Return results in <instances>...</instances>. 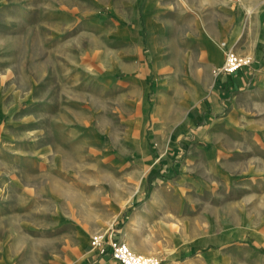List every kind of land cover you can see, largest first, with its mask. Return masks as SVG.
<instances>
[{"label": "rangeland", "instance_id": "obj_1", "mask_svg": "<svg viewBox=\"0 0 264 264\" xmlns=\"http://www.w3.org/2000/svg\"><path fill=\"white\" fill-rule=\"evenodd\" d=\"M259 12L264 0H0V264H121L90 244L111 228L160 264H264L263 141L246 132L212 169L182 170L186 141L154 176L213 94L221 43ZM175 180L178 204L155 196Z\"/></svg>", "mask_w": 264, "mask_h": 264}, {"label": "crops", "instance_id": "obj_2", "mask_svg": "<svg viewBox=\"0 0 264 264\" xmlns=\"http://www.w3.org/2000/svg\"><path fill=\"white\" fill-rule=\"evenodd\" d=\"M207 34L219 43L216 37ZM238 34L231 33L228 40L235 45L237 52L253 55V63L233 73L221 72L214 79L213 94L190 105L187 111L190 124L186 120L189 129L172 133L166 155L159 156L161 159L157 169H154L155 177L175 172L178 161L174 162L168 153L177 158L180 156L177 153L181 151V143L186 141L188 158L182 170L212 169L211 165L216 163L211 158L213 151L219 153L220 150H227L229 142H244L245 136H248L246 132H250L252 140L264 142V134L261 133L264 129V13L259 12L252 17L250 31L247 28L245 35ZM223 61L224 55L221 63ZM179 183V180L162 183L156 188L155 196H171L178 204L179 191L184 189V183ZM118 231L114 229L115 236L127 242ZM126 238L129 239L128 236ZM104 255L112 259L110 254Z\"/></svg>", "mask_w": 264, "mask_h": 264}, {"label": "built area", "instance_id": "obj_3", "mask_svg": "<svg viewBox=\"0 0 264 264\" xmlns=\"http://www.w3.org/2000/svg\"><path fill=\"white\" fill-rule=\"evenodd\" d=\"M222 45L225 47L224 61L216 68L217 73H233L253 63L251 54L238 53L225 41ZM90 244L99 254H110L121 264H160L157 257L138 253L127 242L117 238L113 228L111 231L94 232L90 237Z\"/></svg>", "mask_w": 264, "mask_h": 264}, {"label": "bare ground", "instance_id": "obj_4", "mask_svg": "<svg viewBox=\"0 0 264 264\" xmlns=\"http://www.w3.org/2000/svg\"><path fill=\"white\" fill-rule=\"evenodd\" d=\"M222 44V43H221ZM225 48V47H224ZM12 221V220H11ZM1 244V243H0ZM3 252H0V255L2 254ZM4 257H5V254L3 255V259H4ZM55 261V260H54Z\"/></svg>", "mask_w": 264, "mask_h": 264}]
</instances>
